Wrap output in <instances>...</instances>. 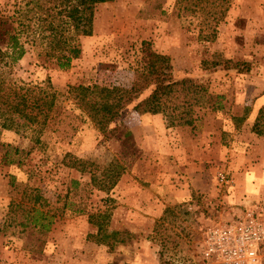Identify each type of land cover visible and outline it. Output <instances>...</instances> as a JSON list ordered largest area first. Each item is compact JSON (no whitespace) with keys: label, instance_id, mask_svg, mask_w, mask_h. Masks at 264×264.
Returning a JSON list of instances; mask_svg holds the SVG:
<instances>
[{"label":"rangeland","instance_id":"374dc122","mask_svg":"<svg viewBox=\"0 0 264 264\" xmlns=\"http://www.w3.org/2000/svg\"><path fill=\"white\" fill-rule=\"evenodd\" d=\"M23 3L0 0V34ZM79 46L64 71L32 51L12 67L18 82L48 79L64 114L40 133L0 130V264H204L202 233L244 199H264V137L250 131L264 126V106L253 112L264 99V0H112L95 7ZM151 53L169 58L173 80L200 87L192 125L134 110L147 89L101 134L67 88L95 87L96 99L126 90ZM14 149L20 165L1 162ZM65 155L84 172L63 166Z\"/></svg>","mask_w":264,"mask_h":264},{"label":"trees","instance_id":"16d2710c","mask_svg":"<svg viewBox=\"0 0 264 264\" xmlns=\"http://www.w3.org/2000/svg\"><path fill=\"white\" fill-rule=\"evenodd\" d=\"M111 1L24 0L22 5L17 6L7 18L10 20L8 28L0 34V130L18 131L23 127H35L40 133L48 123L63 120L60 94L51 87L49 80L41 86L18 82L12 77V67L32 51L42 63L48 62L60 71L68 69L80 55L79 38L91 35L95 7ZM218 64L212 63L213 66ZM94 89L82 85L70 86L66 94L75 100L85 119L101 134L106 133L119 113L147 89L149 94L136 103L134 110L148 115L161 114L166 127L191 126L192 104H203L202 97L198 96L200 87L189 79L173 80L169 58L154 53L149 55L143 69L135 73L128 89H101L105 93L104 99L93 97L91 93ZM186 95L189 98L182 102ZM191 100L195 101L190 103ZM242 120L243 115L235 119V129ZM250 131L264 137V126L261 127L258 122H253ZM17 154V149L12 156L10 151H3L1 162L20 165ZM66 157L62 159L63 166L84 172L82 161H66ZM120 174V170L115 173L108 188L114 186ZM36 199L38 197L34 201ZM87 222L96 227L97 234L102 232L103 225L91 216H88ZM42 227L48 229V225Z\"/></svg>","mask_w":264,"mask_h":264},{"label":"built area","instance_id":"2783aa9c","mask_svg":"<svg viewBox=\"0 0 264 264\" xmlns=\"http://www.w3.org/2000/svg\"><path fill=\"white\" fill-rule=\"evenodd\" d=\"M239 205L231 220L202 233L197 255L204 264H254L263 253L264 199L246 198Z\"/></svg>","mask_w":264,"mask_h":264},{"label":"crops","instance_id":"0c3cea01","mask_svg":"<svg viewBox=\"0 0 264 264\" xmlns=\"http://www.w3.org/2000/svg\"><path fill=\"white\" fill-rule=\"evenodd\" d=\"M263 100H264V99H262V98H261V99L259 98V99L256 100V102L254 103V110H253V112L256 111L255 109H258V108H260L261 106H264ZM256 179H257V178H256ZM257 180H258V179H257ZM249 182H251V181H249ZM250 185H251V186H250V187H251L250 190H251V191H254V187H253V185H252V184H250Z\"/></svg>","mask_w":264,"mask_h":264}]
</instances>
